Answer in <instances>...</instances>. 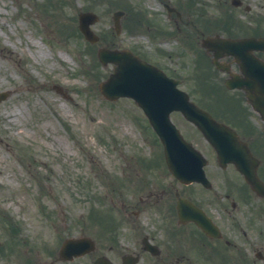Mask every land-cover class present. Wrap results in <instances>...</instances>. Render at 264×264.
I'll use <instances>...</instances> for the list:
<instances>
[{"label":"rangeland","instance_id":"1","mask_svg":"<svg viewBox=\"0 0 264 264\" xmlns=\"http://www.w3.org/2000/svg\"><path fill=\"white\" fill-rule=\"evenodd\" d=\"M127 4L143 10L144 23L134 32L125 25L120 35L113 34L116 45L133 44L163 64L169 61L183 80L181 87L198 102L213 101L214 112L217 105L233 103L218 96L223 92L204 94L186 49L161 43L147 30L151 23L159 29L165 22L157 0H0V91H9L0 102V264H91L100 254L117 257L105 235L98 237L95 251L70 261L59 260L57 249L63 239L83 235V230L97 236L101 218L120 221V200L113 199L117 190L106 177L98 180L101 168L115 172L125 156L145 154L151 147L140 136L143 129L129 119L137 113L129 100L110 102L98 91L111 66L98 62L99 44L85 41L77 27L79 11L93 10L100 16L93 29L110 40L111 13ZM157 48L182 53L161 57L154 53ZM202 78L200 84L212 90ZM9 225L16 231L9 233ZM259 229L264 233V220L252 231ZM135 232L127 231L126 245L138 239Z\"/></svg>","mask_w":264,"mask_h":264},{"label":"flooded vegetation","instance_id":"2","mask_svg":"<svg viewBox=\"0 0 264 264\" xmlns=\"http://www.w3.org/2000/svg\"><path fill=\"white\" fill-rule=\"evenodd\" d=\"M227 1L179 0L174 6L175 11L170 14L166 13V24L162 30L168 31L170 39L179 44L190 43L195 50L199 49L202 39L206 36L216 34L227 37L264 35V2L257 0L252 5H248L243 1L239 5L228 7ZM159 2L165 7L168 0H159ZM203 50L211 62V56L205 49ZM255 54L264 59V52L259 51ZM172 55L175 54L168 53V57ZM221 62L228 66L230 71L239 69L231 57H224ZM156 65L166 72L176 73L177 71V67H173L169 61ZM213 69L223 76L228 75L215 67ZM245 114V109L241 108L235 113H228L227 118L221 121L229 125H231L230 121L237 122L238 128L243 132H240L241 138L247 140L248 143L254 140L261 141L264 128L257 121L256 116H253L252 120ZM255 156L259 159V166L263 165L261 156L257 154ZM204 171L209 180L206 183L195 181L183 184L162 164L151 166L144 173L137 171L132 176V179L136 177L133 180L136 182L135 190L127 196V200L121 201L123 208L120 209L122 210L120 213L130 219L127 221L131 224L127 226L128 230L139 232L142 241L147 239L156 246L155 254L145 250L148 254L145 262L230 264L231 258L237 259L234 264H259L260 259L264 261L262 252L258 260L247 258L248 250L252 249V242H248L247 246H242L246 244V241L240 236L241 230L243 236L245 235L242 229L244 215L252 213L253 210H259L264 199L252 192L231 164L219 171L220 173H215L207 164ZM178 196L200 208L206 217L205 221L216 225L218 232L210 235L194 220L186 217L182 219L177 212ZM132 217L134 220L131 219ZM230 234L239 238L240 245L230 244L227 238ZM118 247L113 245L111 249L115 248L118 258L122 259L123 256L118 251ZM140 247L143 248L142 245ZM229 247H233L236 253L232 257Z\"/></svg>","mask_w":264,"mask_h":264},{"label":"water","instance_id":"3","mask_svg":"<svg viewBox=\"0 0 264 264\" xmlns=\"http://www.w3.org/2000/svg\"><path fill=\"white\" fill-rule=\"evenodd\" d=\"M95 19L96 16L91 13L80 15V29L91 41L96 40L97 37L89 30L88 26ZM251 42L253 41L244 40L239 43L233 42L231 45L249 44ZM256 44H264V40H260ZM231 51L235 53V50ZM235 54L237 56L239 55L237 53ZM99 57L103 63L107 61H115L117 63L116 73L111 74L106 81L100 84V89L107 98H114L121 95L133 97L148 114L153 125L163 138H166L165 132H167L169 135L174 136V141L178 145L183 149H187L182 142L177 140L178 137H176V134L171 133V125L167 120V114L170 110H181L189 119L193 120L202 128L204 134L215 146L219 156L223 160L237 162L240 170L245 174L252 186L257 191L263 190V185L245 163L243 154L233 149L227 129L215 123L201 110L193 107L187 101V95L183 91L174 89L173 80L167 78L157 69L144 64L128 52L120 53L101 49ZM243 71L247 75L246 80H237L235 83L238 85H248L246 86V92L249 100L256 109L264 114V63L258 62L257 65H254L248 70L244 68ZM3 97V95H0V99ZM162 109L164 110L163 115L153 114V110L162 111ZM162 117H164L165 123L161 124L158 120H161ZM167 147L169 149L167 152L168 161L171 165H174L175 161L170 151L171 147L169 144ZM86 244L88 245L87 242L84 244L81 239L66 240L60 249L59 255L61 258H70L72 255H78L82 253L83 246Z\"/></svg>","mask_w":264,"mask_h":264}]
</instances>
